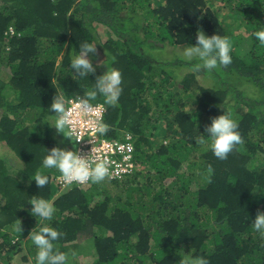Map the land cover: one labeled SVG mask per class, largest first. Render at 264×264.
<instances>
[{"label": "trees", "instance_id": "1", "mask_svg": "<svg viewBox=\"0 0 264 264\" xmlns=\"http://www.w3.org/2000/svg\"><path fill=\"white\" fill-rule=\"evenodd\" d=\"M223 15L240 18L246 34L228 35ZM198 29L230 39V65L197 73L196 59L157 55L195 44ZM260 30L264 0H0V142L19 160L0 154V264H36L29 233L42 224L63 233L53 243L66 264L77 262L81 240L93 247L86 264H180L179 251L210 264H264V233L253 228L264 212ZM83 43H97L92 63H101L82 77L71 61ZM107 68L121 71L123 91L106 105V135L132 134L134 168L61 187L60 172L43 166L52 147L73 149L50 126L53 97H83ZM223 110L244 143L220 160L205 126ZM37 172L48 177L40 189ZM33 198L54 202L51 221L31 214Z\"/></svg>", "mask_w": 264, "mask_h": 264}, {"label": "clouds", "instance_id": "2", "mask_svg": "<svg viewBox=\"0 0 264 264\" xmlns=\"http://www.w3.org/2000/svg\"><path fill=\"white\" fill-rule=\"evenodd\" d=\"M55 2V0H53ZM256 38L264 45V30L255 33ZM96 44L83 43L79 46V55L71 61V68L79 76H89L96 72V67L101 62L98 61L94 66L92 57L98 55ZM231 41L226 36L213 34L208 36L203 30H197L196 42L186 47L183 51V58L186 61L194 59L200 61L194 65L193 70L200 73L201 70L211 71L218 65L228 66L232 63ZM95 87L87 91L80 98L76 105L77 109L85 114L98 115V108L93 104L98 95L103 96L104 104L116 106L122 94V73L117 68H107L104 74L95 79ZM51 110L57 115L54 126L58 133L66 135L64 129L71 126L70 113L68 112L63 95H55L51 103ZM239 124L232 117L231 113H223L212 118L211 124L205 126V132L211 138V150L214 156L220 160L227 159L238 145H243L244 140L239 132ZM75 129L73 128V131ZM96 131L106 134L109 127L106 123L98 122ZM82 140V139H81ZM199 142H204L203 137ZM74 148V144L72 145ZM92 151L87 155H81L79 151L69 150L58 146L48 150V154L43 160L45 168H55L61 174V180L65 186L72 184L85 185L89 182L101 183L106 178H111L110 161L101 158L99 155H93ZM209 166L208 172L212 173ZM32 179L35 180L37 187L43 188L48 184V177L37 172ZM209 182L211 177L209 176ZM32 205L30 212L33 216L41 220L51 221L55 213L54 202L44 198H33L29 201ZM253 228L264 233V212L257 211L253 221ZM22 231V225L19 228ZM63 235L62 232L42 224L38 228L32 229L29 236L37 247L36 264H66L67 254L54 249V241H57ZM180 256V264H210L204 256H192L184 251L177 253Z\"/></svg>", "mask_w": 264, "mask_h": 264}, {"label": "built area", "instance_id": "3", "mask_svg": "<svg viewBox=\"0 0 264 264\" xmlns=\"http://www.w3.org/2000/svg\"><path fill=\"white\" fill-rule=\"evenodd\" d=\"M10 31L14 33L12 27ZM79 100L80 97H70L66 102V108L71 114L69 119L73 122L71 126L66 127L75 141V150L81 155H87L93 149V155L109 160L111 178H121L131 173L135 165L133 160L135 145L132 134L124 132L116 136H108L99 133L96 131V126L98 122L105 123L106 105L101 101H93L99 114H85L76 107ZM60 177L61 174L58 173L55 181L59 186L65 187Z\"/></svg>", "mask_w": 264, "mask_h": 264}, {"label": "rangeland", "instance_id": "4", "mask_svg": "<svg viewBox=\"0 0 264 264\" xmlns=\"http://www.w3.org/2000/svg\"><path fill=\"white\" fill-rule=\"evenodd\" d=\"M225 29H226V33L228 35L230 34H237V33H243L246 34L247 30L245 31V27L242 25L243 22H241L240 18L237 19L235 17H227L223 15L222 17ZM242 25V26H241ZM107 34L101 33V37H106ZM186 47L185 46H167L164 48H160V49H156V53L157 55L162 56V58H172V57H183V51ZM98 51V49H97ZM96 62L97 61H101V57L99 56L98 58L94 59ZM183 68V67H182ZM183 69H186L185 67ZM0 73L3 74V76H6L7 73L5 71H0ZM64 132L66 135H70V137L65 136L63 133H59L60 134V138L58 137L59 141L61 143L64 142V146L66 145H73L74 144V139L71 136L69 130L67 127H65ZM56 133L58 134L57 130ZM69 150H75V148H70ZM0 154L6 156L10 161H12L13 163L17 164L19 163V160L17 159V157L14 155V153H12V151L10 150V148L5 144L0 142ZM90 242L88 240H81L77 246H75V251H74V256L77 257V262L75 261L74 264H86L90 259H91V255L90 252L92 250V246H90ZM72 254V253H71ZM70 254V255H71ZM20 255V254H18ZM16 259H19V256L16 257ZM21 264H25L24 262H20Z\"/></svg>", "mask_w": 264, "mask_h": 264}]
</instances>
